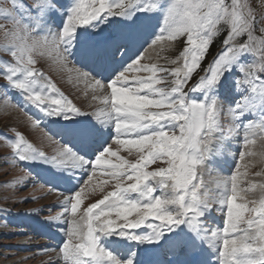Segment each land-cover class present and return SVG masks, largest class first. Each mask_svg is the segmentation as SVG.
<instances>
[{"label":"snow or ice","instance_id":"snow-or-ice-1","mask_svg":"<svg viewBox=\"0 0 264 264\" xmlns=\"http://www.w3.org/2000/svg\"><path fill=\"white\" fill-rule=\"evenodd\" d=\"M62 7L58 0H10V6H0V17L11 25L0 24L7 41L3 51L11 57L0 67L6 81L0 87L18 91L52 122H67L63 135L56 134L61 141L56 155L37 151L17 132L14 140H8L11 161L5 159L12 164L42 162L54 167L65 182L59 205L63 211L46 222L48 227L64 229L66 239L58 246L63 264H141L132 244L152 245L157 252L152 264H169V257L175 264H264V183L242 187L247 172L240 171L239 163L227 176L217 172L212 189L203 180L204 170L228 164L227 144L241 130L240 124H233L226 134L221 124L223 102L218 93L228 76L236 91L244 93L235 101V112L228 108L233 119L259 113V122L250 120L242 126L244 145L255 143L252 135L264 139V37L253 35L257 19L249 5L242 0H74L62 29L53 30L49 19ZM155 16L162 18V24L145 43L152 47L185 38L179 57L169 61L182 60V66L142 63L143 53H133L113 67L110 61L116 55L123 60L128 43L137 38L134 34L103 42L78 34V29L94 33L101 22L112 18L136 17L133 23L148 29ZM222 24L227 28L225 47L190 89L202 96L192 98L185 86L200 69ZM260 31L264 33V28ZM245 36L246 41L236 43ZM74 50L95 67H76L70 60ZM37 53L75 73L93 90L92 99L104 107L82 111L36 67ZM169 76L170 87H161ZM92 144L95 147L89 151ZM120 149L135 154V159L121 156ZM246 155L254 153L242 151L239 160ZM158 161L167 167L148 170ZM97 174L106 179L95 188L103 192L114 182L113 190L81 211L86 186ZM27 179L26 173L16 183ZM257 188L260 198L249 199L248 193ZM214 212L222 226L207 224ZM133 214L136 219L130 220ZM142 226L148 230L135 231Z\"/></svg>","mask_w":264,"mask_h":264},{"label":"rangeland","instance_id":"rangeland-1","mask_svg":"<svg viewBox=\"0 0 264 264\" xmlns=\"http://www.w3.org/2000/svg\"><path fill=\"white\" fill-rule=\"evenodd\" d=\"M24 2L31 3V0H24ZM242 2L249 5L257 19V25L253 32V35L257 38L264 37V33L260 31L261 28H264V0H242ZM73 4L74 0H58V6L63 5L61 11L55 14V16L58 17L59 22L57 21V23H59L60 26L63 27L64 21L66 20L68 15V9H70ZM0 6H10V0H0ZM137 15L142 16L143 14L138 13ZM0 24H5L7 27H11V25L8 24V22L2 17H0ZM151 24H153L154 32H157L158 25L162 24V18L160 16H155L151 21ZM60 26L54 27L50 24V27L53 30L62 29ZM102 26L107 30L114 29L115 31H119L121 27V19L112 18L108 22H101L99 27ZM218 27H220L221 31L216 37H214L213 43L210 46L209 52L202 62L200 69H198L197 72L193 74L192 79L189 81L191 86L189 84H186L185 86L184 90L186 92H189V95L192 98H200L202 96V94L199 92L194 93L190 91L194 84H196L199 80V76L197 77V75L200 73L199 71H204V69H206L211 64L213 59L225 47L222 41L226 35L227 28L223 24ZM148 29L149 32L152 33L151 27ZM83 30L85 29H78V34L83 32ZM87 31L90 32L93 30L88 29ZM243 41H246V36L238 38L236 43H240ZM6 42L7 41L5 40L4 32L0 31V67L3 66V61L11 59L10 54H7L3 51V45ZM184 46L185 38L183 37L177 38V40L171 42L164 41L152 47H150L148 43V45L145 46L143 52L145 59L141 62L149 64L155 63L159 66L167 68L182 66V60H179L177 64H172L169 61L176 60L179 57V54L183 50ZM220 47L221 50L219 49ZM217 49H219V51H217ZM77 52V50H74V55L77 54ZM74 55L70 58V60H73L76 67H81L79 65V59ZM35 58L38 61L36 67L39 68L46 76H48L56 84L58 89L68 98H70L76 106L81 108L82 111L86 113H92L104 107V105L99 100L92 99L93 93H89L87 91V84H83L82 80H78L75 73H69L66 70H62L57 65H55L47 57V55L40 56L39 53H37ZM243 59L248 60L250 59V57L245 56ZM129 75L131 76L132 73H129ZM140 75H146V73H140ZM234 75L238 76L240 74L234 73ZM171 79L172 77H167V82L160 86L170 87ZM5 84L6 81L2 76H0V86H3ZM220 88H222V91L219 90L218 96L223 102V110L228 109L231 106L233 108V111L235 112V101L239 99V97L244 93L236 91V85L234 84L231 76H228L226 82H222ZM223 89L228 90L223 92ZM12 91L14 90L0 87V207L11 210L17 216L22 215L26 218H37L41 222H43L44 227L41 225L38 228L39 230L34 229V231L29 230L27 227H14L12 224L13 221H11L9 217H7V214L4 215V217L0 216V264H63V259L59 254L58 247L62 246V243L58 244L56 247L55 245L51 246L52 244H54L53 238L49 236H40L38 234L39 232H44L47 233V235L49 234L50 236H57L59 229L54 226L48 227L46 222L50 217L56 216L58 213H61L63 211V209L59 206L62 203L63 195L57 189L63 187L65 182L60 177L58 178V181H55L54 183L48 181L47 179L43 180L39 178V176H37L38 173L35 171V169L30 167L29 163H5V159L11 161L13 154L8 144V140H14L17 132L22 134L25 139L29 143H31L35 149H37V151L44 152L48 157L56 155L57 149L61 146L60 138L56 135V131H48L47 129L46 131H44L43 124L52 123L64 125L67 122L60 121L59 123H54L47 118V120L43 123V121H41L39 118L33 117L23 111L16 105L15 102L12 101ZM95 94L100 95V93L98 92ZM229 116L233 117L231 114H229ZM92 118L95 119V117ZM33 119L39 120L41 122L39 126H33ZM77 119L85 121L91 120V117H79ZM245 122H247L245 119L237 118L234 120V124L241 125V130L239 135H236L234 138L230 139V142L238 139L239 152H236V157L234 159L236 163H239L241 165L240 171L247 172V177L249 179L247 177L245 179L244 187L246 188L248 187L249 182L257 183L253 178L260 177V175L257 176L256 173H261V170L255 166L252 167L251 171L248 170L251 163V156L249 155H246L243 161L239 160L240 152L253 151L250 148L251 145L246 147L243 143L242 126ZM230 126H232V124H227L226 127L223 126L226 134ZM255 137H257L258 139L260 136L255 135ZM66 138L74 143V138ZM253 139L255 140V138ZM110 144L113 150H117V145L112 142H110ZM119 154L130 160L135 159V154L133 156H129L128 153L123 149L119 150ZM262 162V165L264 167V158ZM157 167H167V165L162 161H158L156 164L150 165L148 170H153ZM53 169L54 173L57 172L55 168ZM49 170L50 169H42L43 175H54L51 174L52 172L51 170ZM235 171L236 167L233 172ZM26 173L28 175L27 181L22 184H17L16 182L19 181L21 177H24ZM212 175L213 174H211V176ZM262 175L263 180L261 181V183H264V171ZM86 178L87 177H84V179ZM103 179H106V177L97 174L94 177V180L90 182L88 186H86V192L84 194L83 203L81 205V211L89 204L101 199L103 195H105L108 191L113 190L114 182H110L108 185L104 186L103 192L99 191L98 188H95V185ZM205 184L209 189H212L214 185L213 182H205ZM94 188L95 190H93ZM250 193L248 194L250 195ZM156 194L161 195V192L158 190ZM260 196L261 193L259 195V198ZM133 197H135V194H133ZM216 207V205H213L214 209ZM215 214L219 217V213L215 212ZM129 219H136L135 214L131 215ZM207 224L211 227L219 226L216 223H212V221L210 220L207 221ZM139 230L147 231L148 229L142 226V228ZM64 239H66V237ZM139 247H142L141 249H144L145 252L150 250V253H147L146 256H148L147 259L152 260L150 255L151 253H153V246L150 245L149 247H147V245H140ZM156 255L157 254H155L154 256ZM168 260L170 264H175L172 257H169Z\"/></svg>","mask_w":264,"mask_h":264},{"label":"bare ground","instance_id":"bare-ground-1","mask_svg":"<svg viewBox=\"0 0 264 264\" xmlns=\"http://www.w3.org/2000/svg\"><path fill=\"white\" fill-rule=\"evenodd\" d=\"M57 19H58L57 16H52V17H50L49 22L51 23V21L53 22V20H56V22H57ZM133 21H135L134 17H132V19H127L126 22L124 23V27L119 32H116L115 30L108 31L106 29H103V26H102V27H98L95 30L94 33H93V31L85 32V30L82 33H85L87 38L89 40H91V41L103 42L105 39H118L122 35H125L126 32H125L124 29H125V27H128L129 32L134 34L137 38L134 39L135 41H133V42H135V45L130 47L129 50H128L127 55L123 57V60H124L126 58H129V57L133 56L132 55L133 48L135 50H137L139 47H141V45L145 44L146 40L150 41V39L152 38L151 32H149V29H145L143 27H140L139 22L133 23ZM79 55H80V53H79ZM80 56L82 57V55H80ZM110 63H111V66H113V67L119 66L118 62L110 61ZM83 84H86V83L83 82ZM86 88H87V91L89 93H93V90L91 89V87H89L87 85ZM93 95H94V93H93ZM11 97H12L13 102H15L16 105L19 108H21L23 111H25L27 113H30V114H33V115L38 116V117L43 115L34 106H32L30 103L26 102V100L22 97V95L18 91H16V90L12 91L11 92ZM61 125H59V127L57 128L59 133H63V128H62ZM251 138L252 139L255 138V143L252 144L251 147H250L251 150H253L252 152L254 153V155H251V157H250L251 158V160H250L251 163L249 165L250 168L248 170L251 171L252 167H254V166L258 167L261 170L260 177H257V178L254 177L253 178V179L256 180V182L259 185V184H261V181L263 180V175L262 174H263V171H264V167L262 165V163H263L262 161H263V158H264V139H262L261 137H259L257 139V137H255V135H252ZM256 139H257V141H256ZM79 143L80 142L78 140V144ZM89 146H92V145H89ZM236 148H237V144H235V142L234 143L230 142V141L228 142L226 151H227V153L231 154L228 157V164L226 166L222 165L221 167L216 168L214 170L211 169V168L204 170V172H203V180L205 182H213V180L215 179V177L217 175V172H219V174L222 175V176H227V175L230 174V172L232 171V169L234 167V164H235L234 163V155H235L234 152L236 151ZM220 159H223V158H220ZM29 164H30L31 168L35 169L38 172L39 176L41 175L40 177L42 179H47L49 181L54 182V181H57V178H59V175L56 174L57 172H55V173L53 172V170H54L53 168L54 167L51 168L50 166L45 165L42 162L29 163ZM42 169H50L51 172H52L51 174H54V175L44 176L43 173H42ZM211 174H213V175L211 176ZM93 180H94V178H93ZM251 180H252V178H251ZM241 186L244 187V183ZM214 187H215V185H213V188ZM251 193H250V195L248 194L249 199H257L258 200L261 191H260L259 188H257L256 190L253 191L252 194ZM15 216H17V215H15ZM10 218L15 219L14 216L10 217ZM61 223H63V221H61ZM58 229H59V231H58V234H57L56 238H57V241L60 242V241H63L64 238H65L64 229L63 228H58ZM135 231L139 232V230H135ZM126 243H128V242H126ZM136 253H137L138 257L140 258L141 264H147V263L148 264H152V260L147 259L148 256L145 255L146 252H145L144 249H138V251Z\"/></svg>","mask_w":264,"mask_h":264}]
</instances>
